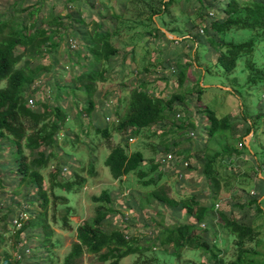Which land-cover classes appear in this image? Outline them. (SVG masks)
<instances>
[{
  "label": "rangeland",
  "instance_id": "374dc122",
  "mask_svg": "<svg viewBox=\"0 0 264 264\" xmlns=\"http://www.w3.org/2000/svg\"><path fill=\"white\" fill-rule=\"evenodd\" d=\"M27 1L0 0V13L4 18L15 13L20 16L22 12L17 9ZM90 1L64 8L62 1L48 0L42 6L46 13L54 3V13L61 15L79 8L83 21L64 19L67 35L52 51L53 62L47 56L31 61L32 66L39 64L49 70H44L28 89L27 99L32 100L28 104L40 110L43 103L49 108L56 103L63 107L55 144L39 147L49 155L46 165L37 168L47 196L43 219H38L44 209L36 185L20 180L18 156L14 154L20 150L31 166L36 151L30 152L23 141L15 147L9 137L0 138V264H64L72 243L78 241L76 227L93 218L98 205L108 209L103 229L121 230L128 240L147 247L124 256L119 264H211L210 252L203 249L184 247L175 252L171 243L162 247L161 239L181 224L196 225L194 231L214 243L224 261L231 260L236 253L235 240L224 229L220 213L242 220L257 231L256 238L246 241L245 247L255 264H264V82H247L248 55H240L232 71L223 70L215 59L220 49L206 41V32L192 12L194 0H174L160 20L153 15L164 35L153 29L148 18L159 0ZM94 30H109L110 44L116 49L107 61L97 64L84 44L92 39ZM260 33L258 29H238L220 38L238 43L254 37L252 58L264 68V38ZM88 67L102 74L93 82L91 112L86 110L89 103L84 81L76 77ZM181 70L185 77L179 84ZM133 88L145 89L162 100L174 94L173 111L147 127H119L128 113ZM205 107L218 117H227L231 126L206 137ZM96 127H105L109 136L96 132ZM117 144L128 153L142 152L139 169L146 176L139 178L135 170L120 179L112 177L105 158ZM167 151L187 160L188 167L181 169L177 161L174 165L167 162L163 156ZM214 153L221 155L212 172H205L208 155ZM51 173H55L53 178ZM154 177L156 183H144ZM53 181H69L72 187L51 186ZM103 190L111 194L110 205L93 200ZM190 196L207 208L205 220L199 223L182 207L181 200ZM162 197L172 202H164ZM255 198L263 213H258L252 203ZM66 205L70 209L67 226L63 224ZM21 210L26 213L21 221L26 228L17 235L19 227L11 219ZM97 255L83 250L70 264H101Z\"/></svg>",
  "mask_w": 264,
  "mask_h": 264
},
{
  "label": "trees",
  "instance_id": "16d2710c",
  "mask_svg": "<svg viewBox=\"0 0 264 264\" xmlns=\"http://www.w3.org/2000/svg\"><path fill=\"white\" fill-rule=\"evenodd\" d=\"M46 1L48 0L27 1L29 3L17 9L22 12L20 16L15 13L8 18H4L0 13V138L9 137L10 145L15 147L23 141L24 146L30 152L36 151L37 153L31 160V163H33L31 166L34 167L32 168L26 163V159L21 155L20 150L16 149L14 151L15 156H18L16 171L20 174V180L35 184L42 199L39 204L44 211L39 213L38 219L40 217L43 219V216H45L47 196L42 188L43 180L37 168L45 166L49 158L48 153L40 151L39 147L42 144L46 146L55 144L56 135L61 129L60 121L63 107L56 103L52 108H49L43 103L42 106L44 108L40 110L28 104V89L41 76L44 70H49L47 66L39 64L32 66L31 61L38 57L47 56L50 62H53L51 58L52 51L58 48L60 42L67 35L65 27H63L64 19L70 17L76 22L83 21L79 8L74 13L67 11L64 15H61L60 13H54V3L50 5L48 11H45L46 13H43L42 6ZM59 1L63 2L64 8L75 2H77L78 7L82 4L91 3L90 0H54L56 3ZM173 1L159 0L158 6L152 9L148 15V18L153 23V29L163 35L164 32L160 31L161 25L158 24V20L152 17L157 15L160 20V17L173 6ZM192 7V12L198 16L199 23L206 32V41L220 49L215 59L223 70L225 72L232 71L239 56L246 54L248 58L245 60V67L249 71L247 82H264V68L257 66L256 61L252 58L255 49V38L250 37L238 43L223 41L220 38L221 34L238 29H258L261 31L262 38H264V0H194ZM209 12H212L213 15H209ZM98 26L101 27V24ZM81 31L83 30L78 29V32ZM167 31L172 33V30ZM147 32H150V30L147 29ZM84 34L83 32L82 37H84ZM109 36V30H94L89 43H84L92 57V62L95 64L100 61H107L116 52V49L110 44ZM82 37L81 40L83 41ZM17 47H21L22 50L17 51ZM76 77L78 80L84 81L83 91L87 95L89 103L86 110L91 112L93 108L91 99L94 91L93 82L101 78L102 74L100 71L88 67ZM184 77L185 73L181 70L177 78L179 84H182ZM56 82L58 83V81ZM173 96L175 95H171L167 100H162V97L145 89H131L128 97V113L118 123V126L121 128L140 129L163 120L167 113L172 110ZM58 98H60V94ZM204 114L206 116L204 125L206 137L213 136L218 131L226 130L231 126V122L227 117H218L213 110L207 107L204 108ZM95 130L96 132H101L104 137H108L110 134L105 127L101 130L96 127ZM220 155L217 153L208 155V159L204 164L205 172H212V166ZM142 161L143 155L140 150L128 153L121 144H117L111 147L105 158V165L113 178L120 179L123 175L135 170L137 176L143 178L146 176V172L139 169ZM54 175L55 173H51L52 178ZM156 182L157 177L144 181L145 184ZM51 186L68 190L72 187V184L69 181L64 183L53 181ZM262 191L264 192V190ZM263 192L262 195L264 194ZM153 194L156 195V193ZM161 199L164 202H172V199L166 197ZM93 200L104 202L107 205L112 203L111 194L106 190H103L100 195L93 197ZM181 202L186 213L194 216L198 223L205 220L204 218L208 214L207 208L200 204L194 196L182 199ZM252 203L256 204L258 213H263L256 198ZM194 207H196L195 211H193ZM95 211L96 214L93 218L83 221L76 227V238L78 241L72 243L71 249L65 257L64 264H70L77 259L83 250L98 254L97 258L101 264H119L120 259L124 256L147 250V247L136 244L135 240H128L125 233L121 230L106 231L103 229V221L108 209H103L102 205H98ZM69 212V206L66 205L63 217L65 226L68 223ZM220 216L224 229L235 240L236 253L231 260L224 261L220 256V249L214 243H208L203 239L204 237L199 236L194 231L195 227H197L194 224L177 226L176 229L165 235L164 239H161L162 247L166 248L167 244L171 243V247L175 252L184 247L203 249L210 252L211 264H255L253 257L247 253L248 249L245 247V242L255 239L257 231L242 220L227 216L224 213H220ZM40 223H42V220ZM25 228L26 225L21 223V226L16 231L17 235L21 234ZM48 234L49 232H47ZM4 264L14 263L4 261Z\"/></svg>",
  "mask_w": 264,
  "mask_h": 264
},
{
  "label": "built area",
  "instance_id": "2783aa9c",
  "mask_svg": "<svg viewBox=\"0 0 264 264\" xmlns=\"http://www.w3.org/2000/svg\"><path fill=\"white\" fill-rule=\"evenodd\" d=\"M28 102L31 103L32 100H31V99H28ZM29 105H30V104H29ZM106 119L109 120L108 117H107ZM189 133H190V135H193L192 132H189ZM163 156H164V159H165L167 162L172 163V165H174V161H177L181 169H186V168L188 167V161L185 160L184 158H178V157L176 158L172 151H167L165 154H163ZM164 159H163V161H164ZM164 162H165V161H164ZM178 174H179L178 176H179V178H180L181 175H182V172L180 171V172H178ZM23 217L26 218V213L22 211V212H20V213L18 214L17 217H15V218L12 219V224H13V225H16V224H17L18 227H20V226H21V221H22V219H24ZM202 225H203V224H202ZM23 252H24V251H23V249H22V250L19 252L20 254L18 255V258H20L21 254H23Z\"/></svg>",
  "mask_w": 264,
  "mask_h": 264
},
{
  "label": "water",
  "instance_id": "95a60500",
  "mask_svg": "<svg viewBox=\"0 0 264 264\" xmlns=\"http://www.w3.org/2000/svg\"><path fill=\"white\" fill-rule=\"evenodd\" d=\"M166 32V31H165ZM166 33H168V32H166Z\"/></svg>",
  "mask_w": 264,
  "mask_h": 264
}]
</instances>
